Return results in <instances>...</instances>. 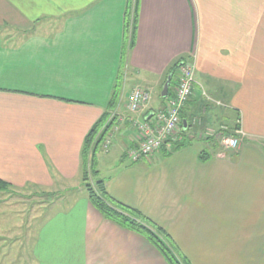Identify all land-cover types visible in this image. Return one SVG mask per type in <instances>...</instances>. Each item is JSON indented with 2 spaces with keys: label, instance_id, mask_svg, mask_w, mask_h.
Wrapping results in <instances>:
<instances>
[{
  "label": "crops",
  "instance_id": "1",
  "mask_svg": "<svg viewBox=\"0 0 264 264\" xmlns=\"http://www.w3.org/2000/svg\"><path fill=\"white\" fill-rule=\"evenodd\" d=\"M133 2L0 0V264H168L94 208L82 183L85 137L116 82L111 144L96 154V167L120 162L110 196L164 228L190 264H264V0H140L128 50ZM178 58L195 67L180 114L187 144L132 161L127 95L150 90L144 120ZM196 115L204 125L237 115L240 147L219 153L192 133Z\"/></svg>",
  "mask_w": 264,
  "mask_h": 264
},
{
  "label": "trees",
  "instance_id": "2",
  "mask_svg": "<svg viewBox=\"0 0 264 264\" xmlns=\"http://www.w3.org/2000/svg\"><path fill=\"white\" fill-rule=\"evenodd\" d=\"M139 1L140 0H134L133 7L132 4L128 3L124 17L123 38L124 43L128 45V50H131L135 43ZM126 51L122 53V62L125 61V56L127 54ZM182 60V58L176 59L172 64H170L166 68L164 72L162 84L164 83L168 74L172 75L167 96L171 95L172 93L173 85L175 84L177 76V66ZM118 85L119 83L116 82L114 91L108 101V112L106 111V113L102 115L100 120H98L94 124V126L88 132L84 140L81 152L80 171L82 183L86 191L87 198L92 204V206L96 208L105 218L110 219L116 222L118 225L133 230L136 233L142 235L150 244H152L158 250V252L163 256V258L168 264H190L188 258L181 253L178 246L173 242L170 235L164 228L150 220L138 209L126 206L113 199L108 193L103 179L96 178L95 180H91L93 178V175L98 173V171L96 170V154L100 150L101 141L103 140V137L105 135L103 131H101L97 139H94V137L97 133V130H99V128L101 127V123L110 115L109 111L112 110L118 102ZM166 97L163 98L160 96L161 100H163L164 102L166 100ZM167 141L171 143L173 150L180 149L182 146L187 144V141L184 140L182 134H180V138L175 141H172L170 139H168ZM163 146L164 145H162L161 147ZM209 157L210 154H208V152L206 151L200 153V160L202 161L207 160ZM4 187H6V184L0 180V189Z\"/></svg>",
  "mask_w": 264,
  "mask_h": 264
},
{
  "label": "built area",
  "instance_id": "3",
  "mask_svg": "<svg viewBox=\"0 0 264 264\" xmlns=\"http://www.w3.org/2000/svg\"><path fill=\"white\" fill-rule=\"evenodd\" d=\"M195 84V68L193 63L182 60L177 66V76L172 94L166 97L165 102L160 108L150 112V117L147 118L146 116L143 121H134L132 123L137 131L136 145L128 151V156L132 161L149 157L157 152L162 145L168 144L171 146V143L167 141L168 139L175 141L180 138V133L182 132L180 111L194 94ZM203 95L206 96L205 93ZM149 99L150 90L136 86L127 95L126 107L132 113L142 111ZM208 100L211 99L208 98ZM236 122L238 123V127H236V130H233L235 134L228 135L226 133L228 125L221 124L219 127L221 131L216 136H220L221 144L228 145L229 149L232 150H237L240 147L243 141L241 135L244 136L241 127H239V120ZM203 130L204 132L202 131L199 135L204 139H211L212 134H214L213 129L207 126ZM110 135L108 136L110 137ZM109 144V140L104 142L102 145L104 150H107Z\"/></svg>",
  "mask_w": 264,
  "mask_h": 264
},
{
  "label": "rangeland",
  "instance_id": "4",
  "mask_svg": "<svg viewBox=\"0 0 264 264\" xmlns=\"http://www.w3.org/2000/svg\"><path fill=\"white\" fill-rule=\"evenodd\" d=\"M131 24H132V19H131ZM46 30V29H45ZM130 30H131V25H130ZM5 32V31H4ZM129 33H130V31H129ZM5 37V36H4ZM6 40H7V38H5ZM194 65V64H193ZM195 68V67H194ZM176 81V80H175ZM132 91V90H131ZM130 91V92H131ZM129 92V93H130ZM128 93V94H129ZM208 101H213L212 103H214L215 105H217L218 107H226L225 105H223L222 103H220L219 101H216V100H208ZM126 102H127V100H126ZM148 105V102H147V104L145 105V108H144V110H146L147 109V106ZM127 108V107H126ZM127 111H128V113L131 115V118H133V120H132V123L134 122V121H138V122H141V121H143V119L140 117V111L139 112H136V113H132V112H130L128 109H127ZM137 116V117H136ZM116 117H118L117 115L115 116V113H111L106 119H104V121L101 123L102 125H101V127L99 128V130H97V133H96V135H95V137H94V139H97V137H98V135L100 134V132L101 131H103V133H104V137H103V140L101 141V145H100V150L103 152V151H105L104 150V148H103V144H104V142L106 141V140H109V143L111 144V139H112V137H111V135H110V137L108 136L109 134H111V132H108V131H110L111 130V128L113 127V123H114V118H116ZM130 118V119H131ZM239 117L237 116V115H235V117L233 118V120H232V118L229 120V124H227V123H225V122H220V121H218L217 119H213V123L212 124H210V125H204L203 124V119L200 117V115H196V117H193V119L192 120H194L195 122L193 123V125H194V128H196L194 131H192V133H201L202 131L204 132V128L206 127L207 128V126H209L210 128H212L213 129V131H214V134H212V137H211V139H208L209 141H210V145H212V147L213 148H215V149H217V151L219 152V153H222V152H225V151H230V152H233V151H235V150H232V149H229V146L228 145H224V144H221V140L219 139L220 138V136L219 137H216L217 135H218V133H219V131H221L220 129H219V127L221 126V124H227L228 125V129L226 130V133L228 134V135H233V134H235L234 133V131L233 130H236V127H238V123L236 122V121H238L239 119H238ZM134 127V126H133ZM239 127H240V125H239ZM135 129V128H134ZM199 131V132H198ZM102 133V134H103ZM180 134H182V133H180ZM136 136H137V133H136ZM200 136V135H199ZM183 138H184V136H182ZM242 137H244L243 135H241V138ZM218 138V139H217ZM184 140H186V141H188V137H186V139L184 138ZM109 144V145H110ZM109 147V146H108ZM131 148V147H130ZM129 148V149H130ZM129 149H128V151H129ZM104 153H106V151L104 152ZM151 156V155H150ZM120 165V162L118 161V162H115V164H113V163H108L107 165H103V166H100V167H96V170L98 171L99 170V172L98 173H96V174H94L93 175V178L91 179V180H95L96 178H100V179H103L104 180V182L105 181H107L108 180V178L109 177H111V173L112 172H114V170L117 172V168H116V165ZM115 165V166H114ZM91 174V173H90Z\"/></svg>",
  "mask_w": 264,
  "mask_h": 264
},
{
  "label": "water",
  "instance_id": "5",
  "mask_svg": "<svg viewBox=\"0 0 264 264\" xmlns=\"http://www.w3.org/2000/svg\"><path fill=\"white\" fill-rule=\"evenodd\" d=\"M171 77L172 75L171 74H168L163 86H162V89H161V96L163 98H165L167 96V92H168V88H169V85H170V81H171ZM151 116V113L148 114L147 118Z\"/></svg>",
  "mask_w": 264,
  "mask_h": 264
}]
</instances>
